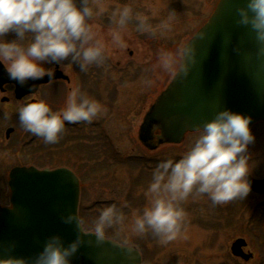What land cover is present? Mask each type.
<instances>
[{"label":"clouds","instance_id":"9594fccd","mask_svg":"<svg viewBox=\"0 0 264 264\" xmlns=\"http://www.w3.org/2000/svg\"><path fill=\"white\" fill-rule=\"evenodd\" d=\"M103 12L99 0H0V64L8 78L24 87L29 81L55 79L56 69L45 65L59 66L61 71L74 65L81 72L93 65L103 66L108 59V45L95 24ZM237 13L238 24L251 27L260 45L258 54L264 55V0H247ZM175 20L176 12L169 11L154 27L147 16L125 4L110 14L111 24L116 26L110 28L111 44L120 49L127 47L121 33L129 23H135L137 32L156 38L171 33ZM10 34L15 39H7ZM196 53L192 42H181L175 51L160 50L149 70L176 74L179 65V74L187 76L188 59L194 60ZM102 110V105L79 87L67 92L59 111H53L44 100L20 102L16 109L22 128L47 144L59 141L66 124L91 123ZM251 124L250 116L219 111L198 128L194 143L178 160L159 162L144 193L147 204L133 219L132 233L143 236L150 232L161 244H168L182 232L186 218L182 203L190 196L206 195L213 205L246 199L252 191L249 146L256 139ZM124 219L116 204L106 206L94 222L98 243L104 242L106 228L122 225ZM60 220L77 224L80 234L69 246L65 247L61 236L54 235L30 260L13 257L0 259V264H71V257L85 243L83 237L87 234L77 214L61 216Z\"/></svg>","mask_w":264,"mask_h":264},{"label":"rangeland","instance_id":"374dc122","mask_svg":"<svg viewBox=\"0 0 264 264\" xmlns=\"http://www.w3.org/2000/svg\"><path fill=\"white\" fill-rule=\"evenodd\" d=\"M215 1L99 0V3L104 6V12L100 15L103 17L102 19L117 7L129 4L134 11H139L149 17V20L158 22L153 25L154 27L168 16V6L181 4L182 9L188 10L176 14L173 31L164 37H156L161 50L175 51L176 47L181 42L184 43L196 28L190 21L195 16V10L200 6L204 7L205 2L206 9L210 13ZM135 4L142 7H136ZM182 16L185 17V20L182 19L183 22ZM97 25V31L108 45V50L115 49L116 47L111 44L110 29L103 32ZM121 35L123 39H129L130 32L123 31ZM12 36L14 37V35ZM146 37L141 38L143 53L147 51L146 48L149 44L145 42ZM125 56L128 58L127 53ZM111 73L110 80L113 82L121 76L120 71H111ZM173 76L174 74L159 71V94L167 87ZM72 87L74 85H70V88ZM128 87H131L130 83H128ZM98 90L95 100L102 105L103 110L98 115L97 124L93 127L95 130L93 143L85 139L87 128L74 137L70 135L71 133H67L63 137L72 139L68 143L67 140L64 141L61 150L64 153L61 154L63 159L57 157L55 143L54 147L48 151V153L53 151L52 154H49L47 160L42 163V167L51 169L64 163L75 165L78 168L79 175L84 178L80 206L82 215L86 217L87 225L93 230L94 222L100 212L106 206L116 204L124 214V222L122 225L106 228L105 232L124 245H137L143 252L144 264H264L263 257L258 256L256 248L250 245L246 229L247 221L250 219V215L252 216L254 208L258 204H264V195L254 194L252 191L246 199H236L223 205H213L206 195L190 196L182 203L186 213L182 232L176 240L168 244H161L150 232L143 236H136L132 233L131 226L134 217L142 214L143 208L147 204L144 193L151 180L153 169L159 162L168 158L178 160L194 143L198 134L186 136L181 144H163L157 150L151 151L144 147L138 134L144 114L148 106L152 102L155 103L157 94L150 91L149 98L151 100L143 108L139 106L138 101L131 100L124 95L113 105L111 104L113 90L111 91L109 86L108 88L102 86ZM49 93L54 98L56 96L55 88H50ZM152 94H154L153 98H151ZM88 97L94 99L91 95ZM62 102L64 107V100ZM16 105L19 106V103ZM104 117L109 120L107 131L103 129V123L98 124ZM86 124L84 122L83 127H86ZM9 127L11 125L6 117L0 119V158L3 163H6L13 154L4 139V132ZM17 127L18 129L12 134L13 140L11 139L12 141L9 142L13 143L14 141L16 145L14 161L16 166L28 164L27 162L31 160L27 158V155L36 151L41 152L40 149H43L41 147L43 144H40L33 151H28L29 148L34 147V144L40 142V139L25 131L22 126L18 125ZM71 127L72 125H68L67 129ZM252 132L256 139L255 143L249 146L250 172L253 178L261 180L264 179V123L256 126ZM31 140H35L33 141L35 143L28 145L32 143ZM239 238H244L249 243L245 251L255 255L249 262L234 257L231 253L232 244Z\"/></svg>","mask_w":264,"mask_h":264},{"label":"water","instance_id":"95a60500","mask_svg":"<svg viewBox=\"0 0 264 264\" xmlns=\"http://www.w3.org/2000/svg\"><path fill=\"white\" fill-rule=\"evenodd\" d=\"M246 4L247 0H221L208 23L190 40L197 53L194 60L188 59L189 74L178 71L141 126L140 140L146 146L152 147L149 142L156 130L161 131L159 144H180L187 133L198 132L219 111L250 116L251 128L264 121V55L258 54L260 45L251 27L238 24L237 9ZM5 73L0 64V84L16 83L19 98L27 94L26 87L35 85L34 92L49 82L45 77L21 87ZM249 179L252 191L264 194V179ZM10 186L12 209L0 208V259L30 260L54 235L62 237L65 247L78 238L77 224L60 220L68 214L78 215L80 184L70 170L16 168ZM85 234V243L71 257V264H142L136 249L105 238L98 243L94 233ZM246 246L244 239H238L231 251L249 261L252 255L244 252Z\"/></svg>","mask_w":264,"mask_h":264},{"label":"flooded vegetation","instance_id":"af4514ba","mask_svg":"<svg viewBox=\"0 0 264 264\" xmlns=\"http://www.w3.org/2000/svg\"><path fill=\"white\" fill-rule=\"evenodd\" d=\"M218 0L215 1L214 6L212 5V10L210 13H208L206 9V3L204 2V7L200 6L199 9L195 10V16L191 22H193V26L196 27L192 31V35L188 37L187 40L191 39L195 33L197 32V29L201 28L210 17L211 13L213 12ZM136 5V4H135ZM179 5V4H178ZM170 5L168 6V14L169 11H174L176 14L183 13L187 11L186 8H181L182 5ZM136 7H142L140 5H136ZM110 14L106 15V18L102 19L103 17L98 16L95 20V23L98 24L97 27L100 28L103 32H107L110 28L116 27L111 24L110 21ZM149 18V17H148ZM165 19V18H164ZM185 20V17L182 16L181 20ZM182 20V22H183ZM149 23L154 25L155 23L153 20H149ZM135 23H129L126 27L125 31L130 32L129 39H124L127 47L120 49L115 48L111 51L108 50V59L106 63L103 66L97 67L95 65L90 66L87 72H81L78 67L76 66H66L64 68V71H61L59 66L56 65H45V67H52L56 69V78L52 82L40 84L38 88L35 90V94L31 95L33 92H31L29 89L30 87H26L27 94L23 97L19 98V89L18 86H16L13 82H5L3 84H0V119H3V117L7 118V121L11 127L7 128V130L4 132V139L6 140L7 147H10V151H13V154L11 157H9V163H3V160L0 158V206L2 207H10V198H11V192H10V175L14 168L17 166H35L40 167L42 166V163L47 160L49 154H52L48 151L51 150L54 146L53 144H47L43 141L42 138L40 139V142L37 144H34V147L32 149H28V151H33L37 146L39 147L40 144L43 146V149H40L41 152L36 153L32 152L31 154L27 155V158L31 161L27 162L28 164H22L17 165L15 164V148L16 145L13 143H9L12 141V134L18 129V125H20L18 114H17V107L16 103H30V102H36L38 100H44L46 101L53 111H59L63 108L62 101L66 100L67 91L70 90V85H74V87H79L82 92L86 93L88 96L91 95L96 98V92L99 91L98 89L100 87H110L112 91V97H111V104L117 103L123 95L127 98H131V100H136L139 102V106L145 108L146 105L150 102L149 93L150 91L154 94H157V98L159 96V69L155 71H150L151 66L156 63L157 53L161 50L160 43L157 41V38H152L147 34H141L135 30ZM143 36H147L145 42H148V46L146 48L147 51L145 53L142 52V41L141 38ZM11 34L7 37V39L12 40L14 39ZM184 42V43H185ZM169 51V50H168ZM142 52V53H141ZM126 53L128 54V58L125 56ZM141 53V54H139ZM178 67V66H177ZM111 71H120L121 76L120 78L113 82L110 80L111 78ZM61 75H64L68 77L67 79L59 78ZM128 83H130L131 87H128ZM50 88H55L56 96L54 98L49 93ZM132 88V89H131ZM66 91V92H65ZM154 94H152L151 98H153ZM60 99H63L62 101H59ZM97 99V98H96ZM22 100V101H21ZM154 102H152L148 109L146 110L145 115L149 111V109L153 106ZM114 105V104H113ZM108 115V114H107ZM143 117V119H144ZM97 119L99 120V117L97 116L94 118V120L91 123H87L86 127H83L84 122H80L77 124H66L65 131L61 134V137L59 141L56 143L57 145V157L60 159H63L61 157V154H64L61 150L63 149L62 146L64 144V141L67 140V143L70 142L72 138H65L63 137L67 133H71L70 135L74 137V135H79L80 131H84L86 128L88 129V132L86 133L85 139H87L88 142L93 143L94 141V135L95 130H93L95 125L97 124ZM142 119V121H143ZM103 123V124H102ZM109 123V120L104 117L98 124H102L104 127L103 129L107 131V125ZM17 125V126H16ZM71 126V128L67 127ZM21 126V125H20ZM83 127V128H82ZM82 128V129H81ZM81 129V130H80ZM97 131V130H96ZM79 132V133H78ZM105 135V134H104ZM1 137V135H0ZM12 139V140H11ZM32 143L28 144L31 145L35 142V140H31ZM30 141V142H31ZM73 141V140H72ZM157 140H155V143ZM40 147V148H41ZM39 155V156H37ZM66 166V165H65ZM68 168H70L73 171H78L77 167L75 165L67 164ZM57 167H63V164H58Z\"/></svg>","mask_w":264,"mask_h":264},{"label":"trees","instance_id":"16d2710c","mask_svg":"<svg viewBox=\"0 0 264 264\" xmlns=\"http://www.w3.org/2000/svg\"><path fill=\"white\" fill-rule=\"evenodd\" d=\"M263 205L264 204H258V206L254 208L252 216L250 215V219L247 221L246 229L248 232L250 245L252 243L257 249L259 255L264 259V208H263L264 206ZM248 209L251 210V208ZM81 220L84 224L86 231H93L91 229L92 227H89L87 225V222L85 221L86 217L82 215ZM84 221L86 222V224ZM105 237L114 239V237L108 235L107 232H105Z\"/></svg>","mask_w":264,"mask_h":264}]
</instances>
